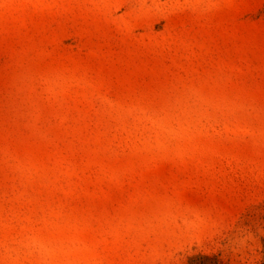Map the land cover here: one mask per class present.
Wrapping results in <instances>:
<instances>
[{"label": "rangeland", "instance_id": "374dc122", "mask_svg": "<svg viewBox=\"0 0 264 264\" xmlns=\"http://www.w3.org/2000/svg\"><path fill=\"white\" fill-rule=\"evenodd\" d=\"M0 264H264V0H0Z\"/></svg>", "mask_w": 264, "mask_h": 264}]
</instances>
